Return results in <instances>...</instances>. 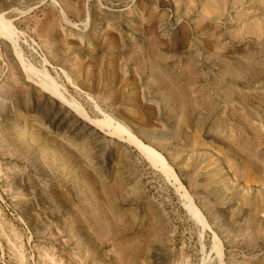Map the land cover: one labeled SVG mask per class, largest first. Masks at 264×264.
<instances>
[{"label":"rangeland","instance_id":"obj_1","mask_svg":"<svg viewBox=\"0 0 264 264\" xmlns=\"http://www.w3.org/2000/svg\"><path fill=\"white\" fill-rule=\"evenodd\" d=\"M0 15L16 40L0 35V264H264V0ZM109 125L161 152L202 218Z\"/></svg>","mask_w":264,"mask_h":264},{"label":"bare ground","instance_id":"obj_2","mask_svg":"<svg viewBox=\"0 0 264 264\" xmlns=\"http://www.w3.org/2000/svg\"><path fill=\"white\" fill-rule=\"evenodd\" d=\"M0 35L7 38H11L14 41H16L13 38V28L10 20L5 19L1 15H0ZM15 55L16 56L18 55L16 51H15ZM42 74L44 78L47 80V84H48V86L46 87L47 93H50L56 100L72 108L77 116L83 118L86 121L90 118L83 109H81L75 104L74 101H72L67 96H65V94L62 92L60 87L45 71H42ZM92 121L96 125L98 124V126L106 125L103 124V122H100L95 119H92ZM109 127H111L113 133H115L117 136H120L121 139L128 140L129 142L133 143L144 156H146L157 167L163 170L168 176L173 177L176 184H178V188L182 190L183 195L187 198L189 205L193 208L194 212L202 218V216L199 214V210L195 207L193 203V199H192L193 197L190 196L189 193L186 191V189L183 186L184 184H182L181 181L179 180L174 167L170 164L168 159L161 152H159L153 146L145 143L142 139L137 137L129 129H124L114 125H109ZM204 223L206 225L205 221Z\"/></svg>","mask_w":264,"mask_h":264}]
</instances>
